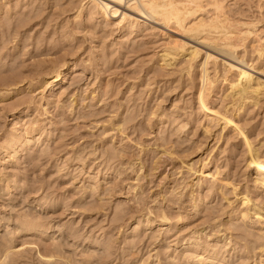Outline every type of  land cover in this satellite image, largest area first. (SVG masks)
Returning a JSON list of instances; mask_svg holds the SVG:
<instances>
[{
    "label": "rangeland",
    "instance_id": "obj_1",
    "mask_svg": "<svg viewBox=\"0 0 264 264\" xmlns=\"http://www.w3.org/2000/svg\"><path fill=\"white\" fill-rule=\"evenodd\" d=\"M215 1L199 0L195 16L227 19L236 53L264 80V0H220L218 12ZM93 5L0 0V244L15 247L7 264H203L198 246L220 251L226 264H260L264 219L239 217L230 185L222 195L182 163L218 167L264 206L242 138L199 106L207 45L163 23L121 30ZM181 44L198 47L190 75L184 54L171 66L162 60ZM212 57L217 82L207 110L234 112L263 151L264 97L236 111L226 96L234 73ZM56 66L66 68L62 80ZM32 125L34 140L8 147ZM162 212L170 224L159 222Z\"/></svg>",
    "mask_w": 264,
    "mask_h": 264
},
{
    "label": "bare ground",
    "instance_id": "obj_2",
    "mask_svg": "<svg viewBox=\"0 0 264 264\" xmlns=\"http://www.w3.org/2000/svg\"><path fill=\"white\" fill-rule=\"evenodd\" d=\"M198 1L199 0H88V2H91L94 4L93 5L94 9L102 13L105 18H108L111 20L113 19L115 26L117 28H120V29L124 28L127 24H135L137 26V24L140 25L139 24L140 21L143 23H163V25L168 26V27L174 26V27L181 28L187 32H191L192 37L196 43H203L204 45H207L210 52L207 53V59L205 58L207 62H205L204 60V65L203 66L201 65V73H200L201 78L199 77L201 81V87H199L198 95H197L198 101L200 104L199 106H201L202 110L205 113V116L209 118L210 122H213V121H215L216 123L220 122L221 124H223V130L227 127H230L233 130L238 132V135H240L243 143L245 144V155L246 156L244 157L246 159V167L248 169L249 168L252 169L253 167L255 174H257L254 177V183L257 186L264 188V173L261 179L258 180L260 176L259 171L264 172V150L261 151L262 144L257 147V145L253 143V141L250 139V137L248 136L246 132L247 130H245V126H242L241 124H239L240 122L236 119L237 117L235 113L234 112L232 113L231 111H229L228 108L216 109L213 107V110H217V112L214 114L209 113L212 110H207L209 106L210 108H212L211 107L212 101L210 99V95L213 92V89L215 88L216 82H217L216 76L214 77L213 75L211 76L212 73L210 74V70L208 69V60L210 58H213L212 56L214 55L216 56L213 59L215 63L220 62L222 63V65L225 66L226 69H228L229 71H233L234 75L232 74L233 77H231V79H229L228 81L227 86H228L229 91L226 96H230L232 98V101L238 105L236 107V111L239 110L241 112V110L245 109L248 104H253V106L259 104V102L264 97V80L260 79L257 75L255 76L257 69L252 64H249V62H247L246 59L239 57L238 54L236 53L237 47L240 46V43L237 41L239 44L238 46V44L232 38L234 36L233 34H235L236 31L234 30L235 31L234 32L232 30L233 31V34H232V31L227 28L228 25H230L228 24V22H226V24H228L226 27L224 25L225 23H222L221 19L223 18H220L219 15L218 16L214 15V17H211L209 19L199 17L198 15L195 16L196 12L198 11V7H197ZM213 3H214L213 6H215V9L217 10V12L223 8V5L220 0H217ZM81 7L83 9V6ZM192 16L194 17L193 22L188 25V23H186V20ZM223 20H227V19H223ZM242 32H244V34L247 33L249 35L251 33L255 34V32L251 30L250 28H247L246 32L245 31H242ZM243 39L244 37L242 38V40ZM242 42L243 41H241V43ZM203 44H200V45H203ZM196 46L192 45V47L190 46V48H187L186 44H181L179 45V47L177 46L176 48L171 46L172 49L169 48L171 49L169 51L167 49L168 52L167 53L164 52V54L162 55V60L163 62H165L166 66H171L174 64L175 60L177 59L176 56H178V54H181V53L184 54V57L186 58L185 62L187 65L183 68H185L187 70V73L190 75L192 69L196 66L195 61L199 54L198 47ZM65 69L66 68H61L60 66L55 67L54 77L56 78V80L63 79L65 75L64 74ZM215 72L217 73V69ZM38 131L39 129L37 127H34V125H32L28 130H26L22 134V137H20L19 135V137L12 139L11 146H8V147L18 148L19 146L23 145L24 143L23 140L25 141L26 139L27 143L34 140L35 137L37 136L36 132ZM206 131L207 132L209 131L208 127H206ZM9 145H10V142H9ZM182 163H183V166L187 167L188 171H192L193 173H197L198 175L205 176V178H207L208 180L218 183L219 185H216V184L215 185L218 186V190L222 195L225 194L223 193V188L228 187L230 185L232 187L233 194L235 195L234 197H236L239 200L240 204L242 205V208L240 207L239 212H238L239 217L246 219L248 217L255 216L258 222L264 219V208H263L264 206L263 204H261V202L253 200L252 197H250V192L248 190V187L244 192L239 191L238 185H236L233 182H228L225 179H222L219 177L221 173L218 167L214 172L205 170L204 169L205 165L201 169L193 171L194 170L193 165H192L193 162L187 163L185 161H182ZM154 169H156V167H154ZM228 202L229 204L233 203L230 200H228ZM158 218H159V222L162 224H167L170 222L168 221L169 219H168L166 212L163 213ZM163 227L166 228L165 225ZM237 229H240V228H237ZM228 238H226V236L223 237V239H228ZM3 244L2 245L0 244L1 245L0 252L3 255L0 258V264H7L6 258L9 256V253L12 252V250L15 247L13 245L12 246L6 245V242L4 245ZM202 251H206V252L209 251L211 252V254L207 253L210 255L206 257L203 255ZM195 252L197 253L196 256L198 257L197 262H201L203 264H226V261L224 259L218 258V254L220 251L214 249L213 247L210 248L209 246H207L203 248V247L198 246ZM40 256H43V255H40ZM53 257L54 255L51 254L48 258L51 259ZM259 261H260V264H264V258H261V260Z\"/></svg>",
    "mask_w": 264,
    "mask_h": 264
}]
</instances>
